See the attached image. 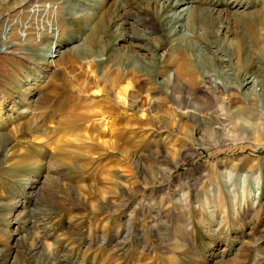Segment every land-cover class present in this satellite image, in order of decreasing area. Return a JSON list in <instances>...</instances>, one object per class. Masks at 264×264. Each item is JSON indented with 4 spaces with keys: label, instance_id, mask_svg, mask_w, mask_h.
Masks as SVG:
<instances>
[{
    "label": "rangeland",
    "instance_id": "1",
    "mask_svg": "<svg viewBox=\"0 0 264 264\" xmlns=\"http://www.w3.org/2000/svg\"><path fill=\"white\" fill-rule=\"evenodd\" d=\"M24 1L0 0V142L5 143L0 262L264 264V144L250 138L224 142L220 135V143L194 145L181 160L188 147L186 127L189 133L195 126L200 139L199 125L179 115L167 99L171 91L159 84L172 74L162 63L175 67L179 58L175 41L188 47L186 55L197 58L201 71L208 70L211 58L199 53L205 35L223 50L220 55L230 59L228 68L239 78L223 73L224 84L250 76L258 81L251 97L250 86L218 94L231 100L235 111L250 107L243 114L256 123L258 111L264 112V26L258 31L262 42L251 43L250 20L264 11V0H189L196 8L191 30L174 17L182 8L172 7L177 0L171 5L162 0L17 5ZM106 14L121 22L105 27L92 48L89 35ZM215 49L209 48V57ZM106 67L112 77L120 69L128 79H139L142 90L130 87L128 100L118 102L126 85L114 91L108 84L112 107L106 106L102 87H94L95 80L103 82ZM64 91L77 105L105 115L71 129L63 125L73 107L57 96ZM130 94L134 101L140 98L135 107L129 105ZM154 98L167 99L160 105L159 131L154 129L158 111L149 106ZM82 110L88 111L77 113ZM131 129L136 131L117 134ZM178 160L183 162L171 167ZM231 170L229 179L225 172ZM244 174L250 178L245 189ZM180 199L191 208L180 206ZM32 242L46 254L43 262L27 251Z\"/></svg>",
    "mask_w": 264,
    "mask_h": 264
},
{
    "label": "bare ground",
    "instance_id": "2",
    "mask_svg": "<svg viewBox=\"0 0 264 264\" xmlns=\"http://www.w3.org/2000/svg\"><path fill=\"white\" fill-rule=\"evenodd\" d=\"M27 1L28 0L21 2L20 4H17V5H19V7H22L24 4L27 3ZM162 1H163L162 3L163 5H171V0H162ZM179 5H181L182 8L178 10V12L174 15V17L175 16L179 17V19L177 20V23H179L181 27L190 29L192 27L191 26L192 22L195 21V18H196V14H195L196 8H194L193 6H189L190 5L189 0H177L173 4L172 7L176 9V7ZM10 9L13 10L12 12H14L16 11L17 8L15 10H14V7ZM7 16L10 17V15H7ZM5 17L2 20L4 19L6 20L7 17L6 18ZM98 19H99L98 24H95V26H93L92 32L89 35L92 38V39H89L90 46L92 48H95L93 45L94 40L101 38V34H102L101 31L105 32V27L108 29L109 24L111 22L116 21L120 23L122 18L121 17L118 18V15L111 16V15L106 14L105 16L100 15ZM109 19L111 20L107 23ZM250 22H251L250 29L254 33V34L250 33L251 43L259 45L262 41L260 40L258 31L262 30V27L264 26V11L261 13L259 12V13L254 14V18H251ZM225 27L228 28L227 26ZM210 34L212 36V33L206 30V35L208 36ZM187 36L184 35V37H187ZM11 38H13V36H11ZM199 41L201 42V44H204L205 46L204 50H200L199 48L200 50L199 53L201 57L204 58L205 56H207L208 58H211L212 60V62L207 63L208 70H206V72L201 71L200 68L197 67L195 63V60L197 62V58H195L194 56L193 58L192 57L190 58L189 56L186 55L187 54L186 50L188 49V47L186 45L179 43V41H175V44H174V46L176 47L175 49H177L178 51L177 56H179V58L174 62L175 67L170 66V63L165 66L164 64L166 63H162L163 67L167 68V71L169 69L172 70L171 71L172 74L167 72V78L163 82L159 83L162 86L168 87V90L171 91L170 93H167L169 94V96L167 95V99H170L172 101V103L175 106L176 111L179 113L181 117H186L187 119H190L194 123H197L199 125V129L201 132V137L200 139H198L196 135L197 134L196 127L189 126L190 127L189 133L187 132L188 130L186 127V131H185L186 133L184 134L186 135L185 137L187 139L188 147L187 149H183L181 151V154L183 155V158H181V160L185 161L189 158L187 157L188 156L187 154H189L188 151H192L194 148V145L198 146V145L204 144V145H208L209 147H211L217 143H220V140L218 141L217 139L220 138L221 136H224L223 139L226 138L224 142L225 141L231 142V141H238V140L240 141L242 139L246 140V138H250L254 140L255 142H259V143L262 142L264 144V134H263L264 132V112L258 111L259 115L257 116V118H255L257 121L256 123H252L250 122L249 120L250 118L248 117L250 115L248 114L247 116L244 115L246 114L244 113V111L250 113V111H248L249 110L248 108L250 107L245 106L244 108H238V110L235 111V109H233L234 103L231 100H229L226 96L218 95L219 93H227L233 90H237L241 92L243 88L250 86V89L251 88L253 89L252 92L250 93V97H251V95L257 94V89H255V86L256 84H258V81H256L255 78H252V76H250L248 79H246L245 77L243 79H240L239 82L232 81L230 82V84L229 83L224 84L220 78V76L223 75V73H229L230 78H232V76L233 77L235 76L233 73H231L232 69L228 68L229 66H231L230 59L227 60L222 55H220V52H223V50L220 48H217L216 43L213 42L211 39H208L207 37H205V35L204 37L199 38ZM211 47L214 49L215 48L217 49L213 50L211 52L212 56L209 57L208 50ZM79 53L82 56L85 55L84 58L90 57V55L85 53L84 51H80ZM104 70H105L103 74L104 80H102L103 82L95 80L94 87L95 88L102 87V90L100 92H102V94H105L104 104L106 106L108 104L109 105L111 104V101L108 100V98H106L107 94L111 95L112 93L110 89H107L108 84L112 88H114V91H115V88L120 85V83H124V85H126L125 87L122 86L119 90V93H117V96L119 97L118 102L120 98L122 99L124 98V100H128L127 92L130 87L136 91L142 90L141 89L142 87L139 84V81H140L139 79H136L135 77H133L132 79H128L127 76H125V74L120 69L116 71L115 77L110 76L111 72L109 68L106 67L104 68ZM158 72H159V75H163V72L160 73L159 70L157 71V73ZM235 78H237V76H235ZM237 79L239 80V78ZM85 90L87 91L86 88ZM153 90H158L156 81H154ZM132 94H135V93H132ZM57 96L62 97L66 101L67 105L72 104L73 106L71 108L72 113L70 112V114L68 115L69 117L67 116L66 118H63L64 122H62L63 125L70 126L69 127L70 129L71 127H77L78 125L85 124L91 121L95 117L105 115L103 112L99 113V112H96L95 110H91L90 109L91 106H87L84 104L77 105L76 103L78 102H75L74 97L68 95V92L64 91L58 94ZM167 99L161 100L160 98H154L149 103V106L154 108V111H158L157 114H155L154 116V119L157 120L156 125L154 126V129L158 131L162 130V128H160L159 125H160V117L163 118L161 115L162 112L160 110L161 108L160 105L164 104L167 101ZM139 101H140V98L134 101V97L131 94L129 95L130 107H135L136 103H138ZM210 104H214L216 106V109L211 110L212 108ZM250 105L253 108V104L251 103V101H250ZM109 107H112V106L110 105ZM86 108L88 111L85 110L86 112H83L82 110L77 113L78 109H86ZM139 111H144V110H142V108H139L137 112ZM251 113L253 114L254 112H251ZM107 114H110L111 116V112ZM134 118H135V122L137 123L141 122V120L138 119L136 116H134ZM97 131H99V129H97ZM135 131L136 129L125 130L124 132L118 131L117 134L120 137L121 136L124 137L127 133L129 132L133 133ZM233 132L237 134V135L235 134L236 135L235 137L232 134ZM100 133L104 134V132L102 133L101 131ZM4 145L5 143L0 142V151L2 150ZM168 155H169L168 152L164 154V159H167ZM181 160L176 161L175 165H172L171 167L179 166L183 162ZM232 172L234 171L231 170V171L225 172V174L228 176L229 179L232 176ZM248 174L243 175L244 176V179L242 182L243 189L246 188V183L248 180H250ZM179 203L181 204L180 206L185 207L188 210L191 208L188 201H184V200L182 201V199H180ZM24 243H25V240H24ZM32 243L33 244H31L27 248V251L33 258L37 257L40 259V261L43 262L45 260L46 254L43 253L41 245L38 242H32ZM55 260L57 261L56 258ZM0 264H3V263L0 262Z\"/></svg>",
    "mask_w": 264,
    "mask_h": 264
}]
</instances>
